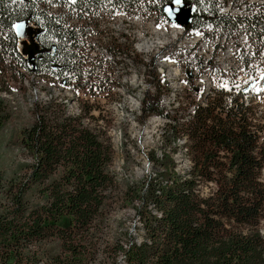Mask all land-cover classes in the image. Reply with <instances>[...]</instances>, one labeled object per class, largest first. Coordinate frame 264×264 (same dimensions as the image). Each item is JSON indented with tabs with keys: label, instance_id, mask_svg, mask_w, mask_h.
Listing matches in <instances>:
<instances>
[{
	"label": "trees",
	"instance_id": "trees-1",
	"mask_svg": "<svg viewBox=\"0 0 264 264\" xmlns=\"http://www.w3.org/2000/svg\"><path fill=\"white\" fill-rule=\"evenodd\" d=\"M49 1L59 13L48 12ZM170 1L0 0V65L14 73H21L19 64L28 68L19 49L25 32L16 27L28 20L39 27V41L54 46L37 56L36 70L47 69L88 95L77 112L56 97L33 103L34 119L19 137L31 160L21 172L0 170V264H90L99 251L112 263L121 251L126 264H264V106L257 93L210 88L185 115L163 103L169 88L156 70L138 117L162 116L165 142L176 145L184 137L190 165L176 171L171 154L153 152L150 158L162 169L128 184L123 194L138 201L132 205L141 235L99 244L118 187L110 123L100 122L108 108L94 99L112 88H103L108 74L102 80L95 65H84L83 34L91 16L109 6H139L156 18ZM182 1L192 7L185 28L211 23L227 35L243 29L249 47L260 51L264 2L238 15L220 12L217 0ZM71 14L87 18L88 26L67 22ZM108 48L121 53L122 44L112 41ZM249 59L242 58L243 64ZM5 115L0 112V126Z\"/></svg>",
	"mask_w": 264,
	"mask_h": 264
},
{
	"label": "rangeland",
	"instance_id": "rangeland-1",
	"mask_svg": "<svg viewBox=\"0 0 264 264\" xmlns=\"http://www.w3.org/2000/svg\"><path fill=\"white\" fill-rule=\"evenodd\" d=\"M224 1L217 0L218 10L238 15L251 13L250 8H257L258 4L264 2ZM91 19L94 24L91 23L90 29L83 34V62L85 66L95 65L102 80L108 74L103 88H112L110 95H101L94 100L98 105L108 108L102 112L104 116L100 122L110 123L109 134L115 149L111 169L118 187L102 233L98 235L101 245V242L111 243L116 236L127 242L128 234L136 238L141 235L138 215L132 205L138 201L134 199L131 203L123 194L128 184L152 176L162 169L158 162L150 158L153 152L159 156L163 150L171 154L176 171H186L190 165L184 137L177 138L176 145L165 142L162 116L152 114L145 119L138 117L140 98L145 90L153 91L157 79L153 71L159 73L169 88L162 98L165 106L173 112L180 111L187 115L193 102L202 100L203 93L210 88H225L229 92L239 89L247 97L255 92L254 89L261 88L257 91L256 99L259 107H263L264 84L261 80L264 75V39L259 52L251 49L248 41L237 51L236 41L241 39V30L232 32L231 39L227 36L212 50H205L199 43L191 47L192 42L186 43V39L193 33L196 39L202 28L186 30L184 25L170 20L165 12L155 18L144 15L139 6L132 10L117 5L109 6L100 14L91 16ZM65 20L88 26L87 18L79 19L72 14L66 15ZM160 24L166 27V34L154 30V26ZM19 25L24 26V23ZM19 29L24 30V27ZM175 29L178 35L174 34L177 31ZM112 41L121 42V53L110 52L108 44ZM145 43L147 46H144ZM89 55L94 59L87 58ZM247 57L250 63L246 66L242 58ZM18 68L21 73L10 71L6 64L0 65V112L6 114L0 126V170L7 175L21 172L23 164L31 160L20 145L19 137L21 130L34 119L32 107L35 100L43 102L56 97L58 101L66 103L69 111L77 112L81 100L88 96L84 90L74 89L80 87L73 86V83L65 84L47 69L25 70L21 64ZM259 74V79H255ZM94 113L97 114L96 109ZM170 146H174V149H170ZM200 185L204 191L208 190V184L201 182ZM111 260V257L104 258L99 251L90 264H126L121 251L114 263Z\"/></svg>",
	"mask_w": 264,
	"mask_h": 264
},
{
	"label": "water",
	"instance_id": "water-1",
	"mask_svg": "<svg viewBox=\"0 0 264 264\" xmlns=\"http://www.w3.org/2000/svg\"><path fill=\"white\" fill-rule=\"evenodd\" d=\"M165 15L172 21L186 24L190 20L192 7L182 1L180 5H176L174 0L166 3L163 7ZM171 10V11H170ZM24 31L26 36L19 42L21 56L24 58L27 67L30 70H36V58L42 52L52 53V48H46L38 39L39 27L28 20L24 21Z\"/></svg>",
	"mask_w": 264,
	"mask_h": 264
},
{
	"label": "built area",
	"instance_id": "built-area-1",
	"mask_svg": "<svg viewBox=\"0 0 264 264\" xmlns=\"http://www.w3.org/2000/svg\"><path fill=\"white\" fill-rule=\"evenodd\" d=\"M47 10L49 13H59L60 12V7L59 5H57L55 2H48L47 5ZM247 13V12H246ZM215 40H213V37H215ZM215 36H211V38L208 35H198L196 36V39L191 43V47L196 46L198 43V45H202L203 48L205 50H208V48H210L211 50L213 49V46H215L218 42H223L225 40V38L227 37L226 34H223L222 36L219 35H215ZM231 36H229L230 38ZM241 39L236 41V43H238V45H236L237 47V51H239V48L244 45V42L246 41V34L242 33V36L240 37ZM231 39V38H230ZM237 40V39H236ZM87 58H92L94 59V57L92 55L87 56ZM18 68V66H17ZM24 69L26 70V68L24 67ZM18 73V72H16ZM59 76L56 75L55 78H58ZM61 80V78H60Z\"/></svg>",
	"mask_w": 264,
	"mask_h": 264
},
{
	"label": "bare ground",
	"instance_id": "bare-ground-1",
	"mask_svg": "<svg viewBox=\"0 0 264 264\" xmlns=\"http://www.w3.org/2000/svg\"><path fill=\"white\" fill-rule=\"evenodd\" d=\"M165 28L166 27L164 25H162V24H160L159 26H154V30L155 31H157V32H160L161 31L163 34H166ZM176 30L177 29H175L174 31H176ZM178 33H179L178 30L176 32H174L175 35H178ZM193 35H194V33L192 34V36L190 34L189 38L186 39V43H189L190 44L191 42H193L195 40V36H193ZM144 46H147V43H145Z\"/></svg>",
	"mask_w": 264,
	"mask_h": 264
},
{
	"label": "snow or ice",
	"instance_id": "snow-or-ice-1",
	"mask_svg": "<svg viewBox=\"0 0 264 264\" xmlns=\"http://www.w3.org/2000/svg\"><path fill=\"white\" fill-rule=\"evenodd\" d=\"M13 2H15V0H13ZM181 2H182V0H174V3H175L176 5H180ZM170 11H171V10H170ZM16 27H17V28H23L24 26H23V25H17Z\"/></svg>",
	"mask_w": 264,
	"mask_h": 264
}]
</instances>
